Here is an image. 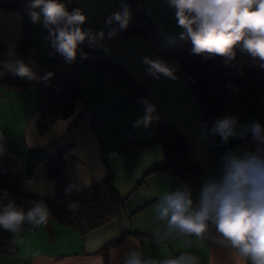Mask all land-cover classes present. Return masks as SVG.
<instances>
[{
    "label": "crops",
    "instance_id": "obj_1",
    "mask_svg": "<svg viewBox=\"0 0 264 264\" xmlns=\"http://www.w3.org/2000/svg\"><path fill=\"white\" fill-rule=\"evenodd\" d=\"M87 19L85 24L94 33L110 26L106 18L121 9L122 0H75ZM126 0H123L125 3ZM151 17L155 31L147 35H117L104 43L110 51L90 49L91 56L117 64L157 107L160 121L177 131L187 144L190 156L202 172L192 181L194 202L202 183L209 177H219L222 157L228 151L243 153L251 150L247 138H231L223 143L219 136L205 140L201 135L202 115L198 100L183 71L178 79L161 76L159 80L145 72L142 58L165 59L161 52L182 31L176 25L174 9L167 0H140ZM118 27V25H112ZM23 37L21 14L0 9V59L6 58L9 45L15 46L18 57L35 73L37 79L24 89L5 85L6 72L0 75V159L8 157L9 169L23 178L21 194L15 199L27 212L34 202L52 200L55 184L47 179V165L42 157H52L55 150L67 143L70 135L74 149L67 161L63 180L78 192L102 183L109 174L123 199L116 217L109 223L80 235L57 221L48 219L38 228L23 226L17 234L22 241L13 257L0 256V264H123L127 252L136 249L145 258L162 261L181 253H191L200 264H238L231 250L222 248L207 237L172 235L157 240L154 233H163L166 222L156 219L155 205L167 191L185 184L176 176L158 173L165 165V151L160 145L138 147L135 142L154 137L151 126L134 128L133 123L144 115V106L135 90L121 76L103 73L81 64L77 56L69 65L63 59L55 63L52 77L57 81L79 82L83 98L76 103L74 113L59 120L46 134L36 132L39 116L35 113L37 96L48 73L46 29L42 23L31 26L30 50H20ZM241 125L258 121L264 127V97L236 115ZM214 141V142H213ZM104 145L118 150L116 157L105 153ZM33 166V175L26 178ZM187 185V184H186ZM121 243L104 252L116 240ZM190 241V242H189Z\"/></svg>",
    "mask_w": 264,
    "mask_h": 264
},
{
    "label": "clouds",
    "instance_id": "obj_2",
    "mask_svg": "<svg viewBox=\"0 0 264 264\" xmlns=\"http://www.w3.org/2000/svg\"><path fill=\"white\" fill-rule=\"evenodd\" d=\"M167 3L174 9L176 25L182 30L180 38L190 39L193 54H203L205 58L220 56L226 66H231L239 46L253 60L258 58L259 66L264 68V0H167ZM25 11L33 24L42 23L48 30L47 39L52 49L69 65L76 62L78 54L80 59L89 58L81 47L85 42L90 49H99L105 54L110 51L104 43L103 30L94 33L82 28L87 17L81 8L70 12L60 0H28ZM131 17L130 6L122 0L121 9L105 20L110 26L107 39L126 30ZM114 24L118 27H112ZM142 63L145 72L156 80L161 76L178 79V64L148 56L142 58ZM4 72L37 79L24 60L17 56L14 45H9L6 58L0 59V75ZM53 75L49 72L39 79L47 82ZM141 103L144 115L133 123V127L148 129L160 117L156 114L155 104L146 99ZM249 132L254 148L242 154L226 152L219 177H209L202 183L195 202L192 188L186 184L159 197L155 205L156 219L166 224L163 233H154L157 240L174 234L198 240L207 237L231 250L238 264H264V127L258 121L241 125L234 115L215 119L210 128L207 123L201 125L205 140L219 136L225 144L231 138L244 139ZM7 196L5 190L4 198ZM74 204L69 206L70 210ZM49 217L50 211L43 202H34L27 212L14 200L0 203V228L13 234L9 246L22 242L17 234L25 223L38 228L46 225ZM123 264H200V259L191 253H181L158 261L145 258L142 252L133 249L125 254Z\"/></svg>",
    "mask_w": 264,
    "mask_h": 264
},
{
    "label": "trees",
    "instance_id": "obj_3",
    "mask_svg": "<svg viewBox=\"0 0 264 264\" xmlns=\"http://www.w3.org/2000/svg\"><path fill=\"white\" fill-rule=\"evenodd\" d=\"M60 2L64 3L70 12L77 8L75 0H60ZM27 3L28 0H0V9L13 10L21 14L23 37L20 50L24 54L29 52L31 44L32 22L25 11ZM125 3L132 10L131 32L120 30L118 33H124L127 36L152 34L155 31V25L143 9L140 0H126ZM82 28L88 29L85 23ZM48 35L46 29V37ZM81 47L85 53L89 54L88 59H80L83 66L99 69L105 74L121 76L135 90L137 97L149 100L121 67L113 62L91 56L86 42ZM192 47L190 39H181L178 35L162 50L161 55L170 63L178 64L183 71L198 100L203 123H207L209 128L215 119L226 115L236 116L264 97V68L259 66L261 62L258 58L253 60L237 46L236 60L231 66H226L223 57L205 58L203 54H193ZM47 48V68L48 73H52L55 63L63 58L54 52L49 39H47ZM32 81L27 77L6 72L4 83L9 87L24 89ZM83 95L79 82L57 81L52 78L45 82L38 93L35 106V113L39 116L36 126L37 134L40 136L46 134L59 120L70 117L74 113L77 101L83 98ZM151 129L154 134L152 139L127 146L160 145L165 151V165L157 172L176 176L185 184H191L202 169L193 162L184 139L177 131L160 120L153 123ZM247 143L252 150L254 148L252 135L247 138ZM73 149L74 143L68 135L67 143L57 148L52 157L40 158V161L47 165V179L55 184L54 198L42 202L47 205L51 219L83 236L112 221L122 206L123 199L115 188L111 174L102 183L84 192H78L65 183L63 173ZM32 175L33 166L29 169L26 178H31ZM23 178L10 171L8 157L0 159V203L7 204L9 201L23 198L21 194ZM5 190L8 193L6 198H4ZM72 203L75 204L70 210L69 206ZM23 226L31 225L25 223ZM12 237L13 234L10 231L0 228V256L16 255L17 246H9ZM122 239L109 244L103 251L107 252L109 248L119 245Z\"/></svg>",
    "mask_w": 264,
    "mask_h": 264
},
{
    "label": "built area",
    "instance_id": "obj_4",
    "mask_svg": "<svg viewBox=\"0 0 264 264\" xmlns=\"http://www.w3.org/2000/svg\"><path fill=\"white\" fill-rule=\"evenodd\" d=\"M125 31L128 33L131 32V22ZM103 147L105 148V153L107 155H109L110 157H116L118 155V150L111 149V148L107 147V145H104Z\"/></svg>",
    "mask_w": 264,
    "mask_h": 264
}]
</instances>
